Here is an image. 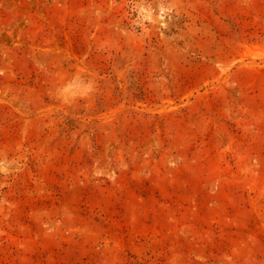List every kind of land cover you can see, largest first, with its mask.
<instances>
[{
  "label": "rangeland",
  "instance_id": "374dc122",
  "mask_svg": "<svg viewBox=\"0 0 264 264\" xmlns=\"http://www.w3.org/2000/svg\"><path fill=\"white\" fill-rule=\"evenodd\" d=\"M0 264H264V0H0Z\"/></svg>",
  "mask_w": 264,
  "mask_h": 264
}]
</instances>
